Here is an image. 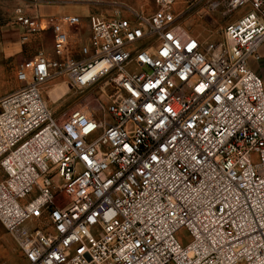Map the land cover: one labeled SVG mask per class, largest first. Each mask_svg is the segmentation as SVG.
<instances>
[{
	"label": "built area",
	"instance_id": "built-area-1",
	"mask_svg": "<svg viewBox=\"0 0 264 264\" xmlns=\"http://www.w3.org/2000/svg\"><path fill=\"white\" fill-rule=\"evenodd\" d=\"M152 2L93 21L85 45L79 17L53 20L51 56L19 64L0 96V225L26 264H264V84L249 67L264 0H194L202 17L237 12L209 39L177 0ZM13 16L22 44L44 31ZM59 76L106 81L103 115L56 120L42 91Z\"/></svg>",
	"mask_w": 264,
	"mask_h": 264
},
{
	"label": "rangeland",
	"instance_id": "rangeland-1",
	"mask_svg": "<svg viewBox=\"0 0 264 264\" xmlns=\"http://www.w3.org/2000/svg\"><path fill=\"white\" fill-rule=\"evenodd\" d=\"M44 1L45 0H0V11L10 10L14 4H19L22 5V8H25L28 13L34 15L32 14L33 11L40 5H43ZM137 1L149 3V0ZM54 4L56 7L72 10L92 7L96 12L102 15H107L112 11L113 7H118V3H115L113 0H57ZM189 15H191V17H188L186 20H188V28L191 29L190 31L200 34L203 39H209L208 34H221L226 24L234 20L237 16V12L232 13L230 15L231 18L228 19H223L221 11L219 10L209 16L202 17V19H199L194 11ZM34 19L38 20L39 18L34 17ZM99 20H103V18H99ZM71 33L78 37V45H85L87 43L85 37L81 35L80 24L72 26ZM33 37L35 39L32 40L30 44L23 46L25 56L23 60L22 57H19L18 62L23 63L32 59L39 51L51 49L52 34L34 35ZM6 84H10L9 86H16L19 83L15 79H11L8 80ZM42 93L46 106L55 119L61 122L74 110H82L95 116H102L108 102L107 95L111 94L112 91L106 81H100L89 89L78 90L67 83L64 76H59L48 81L43 87ZM2 178L3 174L0 171V180ZM178 237L184 240L186 238V233L181 231L178 233ZM0 264H25L12 238L5 233L1 225Z\"/></svg>",
	"mask_w": 264,
	"mask_h": 264
},
{
	"label": "crops",
	"instance_id": "crops-1",
	"mask_svg": "<svg viewBox=\"0 0 264 264\" xmlns=\"http://www.w3.org/2000/svg\"><path fill=\"white\" fill-rule=\"evenodd\" d=\"M55 1L57 0H45L43 2L44 3L43 5H40L38 8H36V10L33 11L32 14L34 15L28 13V11L24 8V12L28 16L32 18L34 17L39 18L37 21L39 22L40 27L44 29V31L38 35L47 34V33L51 35L52 34L50 30V26L52 24L51 22L60 16L71 15V16L79 17L80 32L81 35L85 37L86 39L85 41L87 42L89 29L92 22L98 20L99 18H103L105 20L113 18L116 10V8L113 7L112 11L109 12L107 15H102L96 12L92 7H84L76 10L56 7V5L54 4ZM113 1L115 3H118V6L131 8L133 10H136L144 14H150L155 10V6L152 0H149V3L141 2L137 0L136 1L113 0ZM193 3L194 0H177L176 4L174 5L175 13L181 16V25L187 30L189 29L188 28L189 23L188 20L186 19H188V17H191V15L189 14H191L192 11L195 12V14L199 17V19H202V15L204 14L203 5L202 4L194 5ZM16 7H22V5L14 4L10 10L0 11V96H4L11 92H14L21 86L19 84L16 86H9L10 84L7 85L6 82L8 80L15 79L14 71L16 67L19 64H21L20 62H18L19 57H22L23 60L25 56V53L23 51L24 50L23 46L30 44L32 40L35 39L33 36H31L26 43L22 44L20 42V38L22 36V30L18 25L13 23V18H14L13 13ZM120 16L122 18H129V14L123 9L120 13ZM69 30H70V34H72L71 28ZM194 33L195 32L192 31V34ZM74 37L76 36L74 35ZM41 51H43L46 55L51 56L52 47L47 51L44 50ZM259 52L261 55V60L259 62L250 61L249 67L254 73H256L262 79L264 84V44L261 46ZM23 262L26 264L24 259Z\"/></svg>",
	"mask_w": 264,
	"mask_h": 264
}]
</instances>
